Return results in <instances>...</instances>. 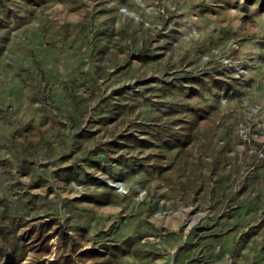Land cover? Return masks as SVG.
Listing matches in <instances>:
<instances>
[{
	"label": "rangeland",
	"instance_id": "rangeland-1",
	"mask_svg": "<svg viewBox=\"0 0 264 264\" xmlns=\"http://www.w3.org/2000/svg\"><path fill=\"white\" fill-rule=\"evenodd\" d=\"M8 254L264 264V0H0Z\"/></svg>",
	"mask_w": 264,
	"mask_h": 264
},
{
	"label": "trees",
	"instance_id": "trees-1",
	"mask_svg": "<svg viewBox=\"0 0 264 264\" xmlns=\"http://www.w3.org/2000/svg\"><path fill=\"white\" fill-rule=\"evenodd\" d=\"M11 257H12L11 255H9V254L7 255V257H6V260H7L6 264H10L9 261H10V258Z\"/></svg>",
	"mask_w": 264,
	"mask_h": 264
},
{
	"label": "water",
	"instance_id": "water-1",
	"mask_svg": "<svg viewBox=\"0 0 264 264\" xmlns=\"http://www.w3.org/2000/svg\"><path fill=\"white\" fill-rule=\"evenodd\" d=\"M121 184H116V186H113V187H116L118 190H119V187Z\"/></svg>",
	"mask_w": 264,
	"mask_h": 264
},
{
	"label": "bare ground",
	"instance_id": "bare-ground-1",
	"mask_svg": "<svg viewBox=\"0 0 264 264\" xmlns=\"http://www.w3.org/2000/svg\"><path fill=\"white\" fill-rule=\"evenodd\" d=\"M119 187V190H120V187H121V185L120 186H118Z\"/></svg>",
	"mask_w": 264,
	"mask_h": 264
}]
</instances>
